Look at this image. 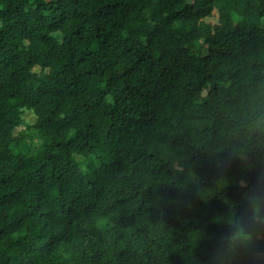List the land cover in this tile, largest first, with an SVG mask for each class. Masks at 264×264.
<instances>
[{
	"label": "trees",
	"instance_id": "trees-1",
	"mask_svg": "<svg viewBox=\"0 0 264 264\" xmlns=\"http://www.w3.org/2000/svg\"><path fill=\"white\" fill-rule=\"evenodd\" d=\"M0 264H264V0H0Z\"/></svg>",
	"mask_w": 264,
	"mask_h": 264
},
{
	"label": "rangeland",
	"instance_id": "rangeland-1",
	"mask_svg": "<svg viewBox=\"0 0 264 264\" xmlns=\"http://www.w3.org/2000/svg\"><path fill=\"white\" fill-rule=\"evenodd\" d=\"M207 20L210 21V22H213V23L218 22V13L215 11L214 12V15L211 16V17H208ZM26 119H27V122H32L35 119V117L33 116V114H31V113L28 112ZM19 129H17V130H19ZM21 129H25V128L22 127Z\"/></svg>",
	"mask_w": 264,
	"mask_h": 264
}]
</instances>
